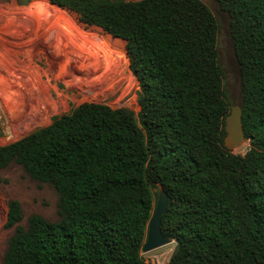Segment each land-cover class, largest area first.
I'll return each instance as SVG.
<instances>
[{
    "label": "trees",
    "instance_id": "16d2710c",
    "mask_svg": "<svg viewBox=\"0 0 264 264\" xmlns=\"http://www.w3.org/2000/svg\"><path fill=\"white\" fill-rule=\"evenodd\" d=\"M46 1L124 41L141 110L83 102L0 145V169L52 184L59 214L23 226L10 200L3 264H150L140 251L158 187L176 241L166 264H264V0H216L239 65L243 156L224 146L232 104L203 0Z\"/></svg>",
    "mask_w": 264,
    "mask_h": 264
},
{
    "label": "rangeland",
    "instance_id": "374dc122",
    "mask_svg": "<svg viewBox=\"0 0 264 264\" xmlns=\"http://www.w3.org/2000/svg\"><path fill=\"white\" fill-rule=\"evenodd\" d=\"M218 21V59L223 89L232 105L241 99L240 71L229 30V15L216 0H203ZM125 43L46 0H0V145L14 142L53 117L83 102L137 113L139 87L126 62ZM248 140L233 149L245 152ZM158 193V188L153 189ZM22 207L21 224L32 214L59 219L58 193L11 163L0 169V264L13 228L4 226L8 202ZM176 247L170 243L140 254L150 264H166Z\"/></svg>",
    "mask_w": 264,
    "mask_h": 264
},
{
    "label": "water",
    "instance_id": "95a60500",
    "mask_svg": "<svg viewBox=\"0 0 264 264\" xmlns=\"http://www.w3.org/2000/svg\"><path fill=\"white\" fill-rule=\"evenodd\" d=\"M20 4L29 3V0H18ZM137 112L141 105L137 103ZM224 146L233 150L240 147L246 141L242 125V109L239 104L231 106L230 112L225 118ZM168 205V194L162 187H158L155 207L147 224V237L142 247V252H147L172 241L170 234L164 235L161 230V216L166 212Z\"/></svg>",
    "mask_w": 264,
    "mask_h": 264
},
{
    "label": "clouds",
    "instance_id": "9594fccd",
    "mask_svg": "<svg viewBox=\"0 0 264 264\" xmlns=\"http://www.w3.org/2000/svg\"><path fill=\"white\" fill-rule=\"evenodd\" d=\"M246 154V151L245 152H241L240 155L243 156Z\"/></svg>",
    "mask_w": 264,
    "mask_h": 264
}]
</instances>
